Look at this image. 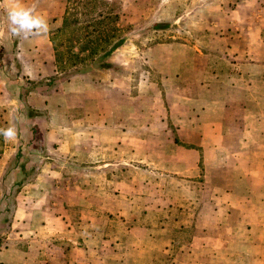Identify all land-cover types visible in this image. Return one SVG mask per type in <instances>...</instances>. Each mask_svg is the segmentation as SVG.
<instances>
[{
  "label": "rangeland",
  "instance_id": "374dc122",
  "mask_svg": "<svg viewBox=\"0 0 264 264\" xmlns=\"http://www.w3.org/2000/svg\"><path fill=\"white\" fill-rule=\"evenodd\" d=\"M102 1L106 6L97 13L117 15L125 39L106 61L109 69L82 70L73 76L65 69L49 78L56 85L91 73L102 104L110 95L106 88L116 84L114 98L129 96L124 100L129 106H113L119 122L128 119L124 131L129 142L115 133L112 142H105L102 134L91 143L85 128L79 127L64 133L69 144L60 145L55 127L52 147L47 148L41 129L33 132L27 125V106L15 100L22 90L28 93L43 85L44 59L41 53L34 58L39 76L32 83L9 64L16 58L10 38L16 37L7 33V11L17 0H0V127L16 123L20 129L14 142L0 137V245L12 246L9 262L264 264V0ZM21 2L37 4L50 24L47 34L60 28L66 0ZM69 64L64 66L70 68ZM75 88L67 86V93L73 94ZM169 102L189 106L173 109ZM153 106L161 107L160 118L168 129L157 144L161 158L146 154L143 159L135 141L137 124ZM45 110L50 124L43 119L35 122L53 128L56 112ZM98 111L106 115L105 106ZM83 117L80 107L61 115L65 122ZM187 118L191 126L179 127L177 121ZM212 119L221 120L224 132L243 135L231 142L202 138L201 125ZM252 144L259 176L251 190L240 164L249 168ZM176 147L197 150L199 157L188 156L186 161ZM25 159L30 169L26 178L20 167ZM180 164L190 171L177 169ZM104 167L108 174L81 173L84 168L100 172ZM20 178L25 181L17 188L14 184ZM75 182L82 188L75 189ZM17 208L18 217L25 213L34 219L30 232L36 227L37 235L31 234V239L17 236L16 223L9 228ZM57 215L66 219L72 232L66 239L46 237L40 226ZM19 247L25 252H17Z\"/></svg>",
  "mask_w": 264,
  "mask_h": 264
},
{
  "label": "crops",
  "instance_id": "0c3cea01",
  "mask_svg": "<svg viewBox=\"0 0 264 264\" xmlns=\"http://www.w3.org/2000/svg\"><path fill=\"white\" fill-rule=\"evenodd\" d=\"M40 38H41V41H40ZM10 43L16 49V56H15L16 62L9 61V64L11 65L14 64L16 66L15 67L16 73L20 74L21 78H22V75L25 76V81L27 82L29 80L32 83V81H34L39 76V70L35 71L34 58L39 56L38 53H41L42 54L41 56L44 59L42 64L44 67H46L45 69H47V75L45 77L43 85L32 88L28 93L22 90L20 94L16 96V99H15L17 100L18 103L20 102L24 103L23 105H20V106H27L26 108L27 113L29 110H36L38 112H41L43 116L40 117V119H43L47 123H48V115L45 109L55 110L56 112L55 115H57L58 118L56 119V123L54 124L53 128L52 126L43 128L39 124V127L42 132V143L44 147H47V148L52 147L50 146V143L51 141H53L51 138L52 136L54 137L53 132L54 131L56 132L55 127H57V130H58L57 143L60 145L69 144V141H67L65 136H63L64 133H68V131H71V133H73L74 129H77L79 127L85 128V130L87 131V134L89 135L87 137L91 143H94L93 141L95 140V138L99 137L102 134H106L107 138L105 142L106 141L112 142L111 137H113L115 133H119V135H122L123 140L127 139V142H129V138L126 136L127 131H124L125 126H128V123H127L128 119L122 118L124 120L119 122L118 118L116 119L117 116L115 117L114 109H113V106H129L128 103L124 101V100L129 99V96L127 94L119 95L120 97H117L118 95L117 96L115 95L116 98H114L113 96L114 91H115L114 86H116V84L114 85L113 83L110 88H106V93L108 92L110 95L106 97L104 104H102L103 102H101L100 100L101 98H100V95H98L99 94L97 92L98 90H96L95 84L93 80L90 78V76L92 75L91 73H88V75L72 77L68 80L67 79L64 80L63 82L59 81L58 84L56 85H55L56 81H53L52 83H50L58 73L57 68H56L55 52L53 49V45L50 41V33L42 35L41 37H35L29 40H23L20 38H15V39L10 38ZM44 61L46 62V64H44L45 63ZM16 63H19L20 65L19 68ZM124 74L122 73L121 75L124 76ZM52 76L54 78L52 79L49 78ZM123 76H118V77H123ZM72 85L76 87L75 88L76 91H72L73 94H69L67 93V91L69 90L67 89V86L69 87ZM78 87H79V90H78ZM2 91L3 90L0 89V94H3ZM191 98L192 100H195V96H192ZM118 100H120L122 103L121 104H119V102L117 103ZM13 102L15 103L16 101H13ZM184 103H187V102H184ZM184 103L183 102H180V103L169 102L167 106H171L173 109H175L174 108L175 106L177 107L180 106L181 108H184L185 106H189ZM100 106H105L106 115H102L101 111H98ZM163 106H164V103H163ZM77 107L82 108V111L84 114L83 118L81 119L74 118L73 120L66 119V122L61 118L62 113H66L67 109H70V108L76 109ZM210 109L211 108L209 106L208 111ZM122 111H124V109H122ZM27 113H26V116H27ZM157 115L159 116V118L156 117ZM160 116H162L161 107L153 106L152 110L148 114V117L138 120V124H137L138 130L136 134L137 139L136 140L134 139V140L137 142L138 147H139V151H140L138 154L139 158L145 159L146 154H153L154 158L156 157L161 158V155H160L161 151L159 150V147L157 146V144L162 141L163 134H165V132L167 133L168 124H167V121H163L162 118H160ZM40 119L39 121H41ZM54 119L55 118L53 117L51 118L50 120L51 124ZM257 119L258 117L256 118V122L258 121ZM177 122H179L178 126L181 128H183V125L191 126V121L188 118L187 120H181ZM180 123L182 124L180 125ZM48 124H50V122ZM119 127H122V129L120 130ZM158 128L160 130H158ZM201 129H202V133H201L202 138L204 139L211 138L212 140L216 139L217 141H220V142H231L235 140V138L233 137L243 135V131H237L235 133L224 132L223 123L221 122L220 119L218 120L212 119V120L203 122V124L201 125ZM146 130H148L150 134H147L145 132ZM205 130H208L209 132H206ZM210 130L213 131V134L210 133ZM178 139H181L183 142H188L190 140L189 137H184V138L178 137ZM147 143H153L154 145L153 147L148 146L146 149L145 144ZM142 145H143V149H142ZM249 147H250L249 148L250 150L249 161H247V164L249 163L248 164L249 168L246 169L243 166H241V164H240V167L243 169V171H245L246 175L249 176L250 186L252 190L254 189V187L252 186L254 183V179L257 176H259L258 175L259 163L253 161V155H252L253 149L252 148L254 147V145L252 144ZM179 148L176 147L175 152L181 155L182 159L186 161H187L188 156H191V157L198 156L199 157V153H197L199 151L197 150L181 147V149H183V151H181L179 150ZM106 168L107 167L102 168L100 172L95 171L92 168H90L89 170H87V168H84V170L87 172L81 171V173L88 175V176L97 175L98 173L108 174V172L106 171L107 170ZM177 169H180L181 171H188V172L190 171V169H188V167L185 164L183 165L180 164L179 166H177ZM82 186L83 185H81L80 187L79 183H76V182L74 183L75 189H80L82 188ZM87 202L83 203L82 205L87 204ZM33 205L34 204H32V206ZM18 211L19 210L17 208L13 212L14 215L11 219L9 228L11 229L13 225L16 223L18 227L17 230H15L17 236L19 238L21 237V239L23 237H27L31 239V236H30L31 234H33L34 236L37 235V230L35 229L36 227L32 228L33 232H30L31 226L29 225V222L34 219L30 217L29 214L26 215L25 213L24 215L22 214L23 216L18 217ZM78 219H81V218H78ZM90 220L92 221L91 218ZM43 221L46 224H42V222H40V226L43 230V233L47 234L46 237L52 236L55 238L66 239L67 237L66 235L72 233L71 231H68V228H67L68 224H66V219L63 218V216L57 215V216H54L49 221L48 219H44ZM27 229H30V230L28 232H25V230ZM79 235H82V234H80L79 232ZM10 246L11 245L8 243H6L4 247H1L0 245V264H11L9 262L11 259L9 256L11 255V253H9V251L12 246L11 247ZM13 247H15V245H13ZM20 250L21 248L19 247L17 252H22V251L25 252V249L21 251ZM77 250H80V248L77 247ZM25 255H27V253H24L23 257ZM23 257H19L20 261L24 259ZM97 263L98 261L93 260L92 264H97Z\"/></svg>",
  "mask_w": 264,
  "mask_h": 264
},
{
  "label": "trees",
  "instance_id": "16d2710c",
  "mask_svg": "<svg viewBox=\"0 0 264 264\" xmlns=\"http://www.w3.org/2000/svg\"><path fill=\"white\" fill-rule=\"evenodd\" d=\"M100 6L104 7L106 3L102 0H66L61 26L50 33L57 72L63 74L67 69L73 76L82 70L109 69L106 61L123 46L125 39L120 35L122 29L117 26V15L112 12L97 13ZM90 58L91 62H87L86 60ZM66 61L70 62V68L64 66ZM81 64H84L82 69L79 68ZM41 116L43 114L36 110L28 111L27 125L33 132L40 129L39 123L35 121ZM40 133L42 142L41 130ZM36 135L40 138L39 134ZM20 167L23 170V177H28L30 175L28 159H25ZM24 178L18 179L14 186L20 188L25 181Z\"/></svg>",
  "mask_w": 264,
  "mask_h": 264
},
{
  "label": "clouds",
  "instance_id": "9594fccd",
  "mask_svg": "<svg viewBox=\"0 0 264 264\" xmlns=\"http://www.w3.org/2000/svg\"><path fill=\"white\" fill-rule=\"evenodd\" d=\"M7 33L11 37L29 40L47 34L50 31V24L47 18L38 12L37 4L31 5L17 0L13 7L7 11ZM20 129L16 123L7 127H0V137L8 142H14Z\"/></svg>",
  "mask_w": 264,
  "mask_h": 264
}]
</instances>
